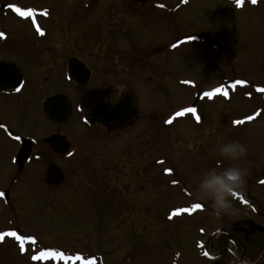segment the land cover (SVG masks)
Listing matches in <instances>:
<instances>
[{"label":"rangeland","instance_id":"obj_1","mask_svg":"<svg viewBox=\"0 0 264 264\" xmlns=\"http://www.w3.org/2000/svg\"><path fill=\"white\" fill-rule=\"evenodd\" d=\"M1 3L7 26L15 4L105 49L87 50L89 62L113 68V87L132 94L139 118L114 137L87 129L75 156L58 163L63 185L23 184L10 209L0 206V264H264V233L244 240L233 227L254 216L264 230V0H147L132 16L121 11L132 0ZM132 20L144 25L133 30ZM181 37L171 52L152 54ZM213 87L220 94L206 96ZM192 104L195 113L172 117ZM231 140L247 148L239 161L216 151ZM218 162L247 176L232 196L236 214L216 219L196 186ZM41 251L81 259L33 260Z\"/></svg>","mask_w":264,"mask_h":264},{"label":"flooded vegetation","instance_id":"obj_2","mask_svg":"<svg viewBox=\"0 0 264 264\" xmlns=\"http://www.w3.org/2000/svg\"><path fill=\"white\" fill-rule=\"evenodd\" d=\"M132 2L131 7L122 5L121 11L128 16L134 15L138 6L146 4L147 0ZM2 5L0 10L5 11L7 7ZM160 11L166 17V11ZM12 16L14 27L5 25L6 15L0 16V33L4 34L0 37V173L4 176V179L0 176V206L3 210L11 208L12 197L23 184L34 186L40 181L53 189L63 185L65 174L58 163L75 156L87 129H98L107 137H114L130 129L139 118L138 111L132 125L120 131H111L98 120L90 122L82 105L88 93L99 91L97 100L109 106L131 94L118 96L113 87L115 77H108L113 68L105 62H89L88 55L94 52L87 50L109 53H105V49L87 48L85 38L77 40L71 36L68 26H60L56 21L49 23L39 14L32 12L26 20L15 12ZM114 23L118 25L117 20ZM141 25L144 24L139 20H132L130 27L137 30ZM182 41V37L177 38L173 45L153 49L152 54L171 52ZM133 50V47L128 48L127 55L133 54ZM71 124L74 129L70 128ZM50 165L56 166L64 176L59 186L46 182ZM253 217L233 223L234 231L240 232L244 240L256 232L264 233V230L251 231L250 222L256 224ZM221 233L230 237L229 232Z\"/></svg>","mask_w":264,"mask_h":264},{"label":"clouds","instance_id":"obj_3","mask_svg":"<svg viewBox=\"0 0 264 264\" xmlns=\"http://www.w3.org/2000/svg\"><path fill=\"white\" fill-rule=\"evenodd\" d=\"M216 151L220 156L231 161H239L247 148L239 140H231L219 144ZM247 176V168L233 164L227 167L218 165L203 171L196 186L197 195L202 200L210 201V216L219 219L226 215H234L237 209L233 203V193L243 190ZM243 264H258V260H248Z\"/></svg>","mask_w":264,"mask_h":264},{"label":"water","instance_id":"obj_4","mask_svg":"<svg viewBox=\"0 0 264 264\" xmlns=\"http://www.w3.org/2000/svg\"><path fill=\"white\" fill-rule=\"evenodd\" d=\"M134 1L140 3L145 2V0ZM75 79L77 80L78 78L76 77ZM98 95H100L99 91H92L88 93L82 101L83 108L90 122L98 120L111 131H120L132 125L137 117L138 105L131 94H126L120 102L113 106L102 104L100 100H97ZM189 108L195 109V105ZM185 109L175 112L174 116H177L178 113H185ZM63 181L64 176L61 171L56 166L50 165L47 169L46 182L53 186H59ZM237 224L238 223L235 225ZM250 225L251 231L255 229L262 231V228L256 226L254 223L250 222Z\"/></svg>","mask_w":264,"mask_h":264},{"label":"snow or ice","instance_id":"obj_5","mask_svg":"<svg viewBox=\"0 0 264 264\" xmlns=\"http://www.w3.org/2000/svg\"><path fill=\"white\" fill-rule=\"evenodd\" d=\"M240 2V0H238V3ZM253 3H255V0H253ZM8 7L10 9H12V11H14L15 13H17L19 16L21 17H27L30 16L32 14V10H24L21 7L15 5V4H9ZM4 34L0 33V37H2ZM236 83H242V81H237ZM216 92H219L220 89H216ZM206 96L211 97L214 95V93L212 92H207L205 93ZM224 95L227 96V92H224ZM185 112H192L195 113V109L194 108H188L184 110ZM181 113H178V115H180ZM197 119H199V117H197ZM249 119H251V117H249ZM167 123H171V120L167 121ZM237 123H242L240 121H238ZM71 155V154H70ZM194 207L196 208H200L201 205L197 204ZM9 235H13L15 236L16 233L15 232H11L9 233ZM18 239H20L21 241H23L25 239V237L20 236L18 237ZM31 239V238H29ZM21 251H24L23 247H21ZM59 259V260H80L81 257L80 256H67L65 255L63 252H58V251H41L38 254L32 256L33 260H43V259Z\"/></svg>","mask_w":264,"mask_h":264},{"label":"trees","instance_id":"obj_6","mask_svg":"<svg viewBox=\"0 0 264 264\" xmlns=\"http://www.w3.org/2000/svg\"><path fill=\"white\" fill-rule=\"evenodd\" d=\"M15 233H17V236H18V231H14ZM22 236V235H21ZM24 237V236H23ZM28 238H25L24 240H27ZM29 241L30 243L32 242L31 240H27ZM58 260V259H57ZM77 261V260H76Z\"/></svg>","mask_w":264,"mask_h":264}]
</instances>
